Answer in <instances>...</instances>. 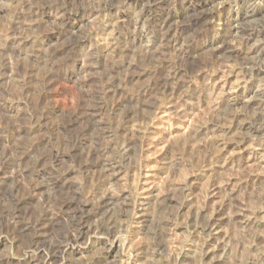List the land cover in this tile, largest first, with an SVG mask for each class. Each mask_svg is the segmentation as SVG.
Returning a JSON list of instances; mask_svg holds the SVG:
<instances>
[{
	"label": "clouds",
	"instance_id": "1",
	"mask_svg": "<svg viewBox=\"0 0 264 264\" xmlns=\"http://www.w3.org/2000/svg\"><path fill=\"white\" fill-rule=\"evenodd\" d=\"M0 264H264V0H0Z\"/></svg>",
	"mask_w": 264,
	"mask_h": 264
},
{
	"label": "rangeland",
	"instance_id": "2",
	"mask_svg": "<svg viewBox=\"0 0 264 264\" xmlns=\"http://www.w3.org/2000/svg\"><path fill=\"white\" fill-rule=\"evenodd\" d=\"M165 2H166V0H165ZM197 3L198 4H203L204 3V0H197ZM81 66L83 67L84 65H83V61H81ZM221 75H223V73H221ZM70 88H71V86L70 85H68V84H64L63 85V89H69L70 90ZM63 89L61 88V86L60 85H57V87H56V89H54V92H61V91H63ZM229 90H230V88H229ZM75 102V100H74V98H72V97H70L69 95H68V92L67 91H64V93L62 94V95H55L54 97H53V104H60V105H63V104H65V103H74ZM163 115H166V114H162V116ZM195 115V114H194ZM193 121H192V118H190L189 119V121H188V123L189 124H191ZM237 153L236 152H234V151H229L228 152V154H227V156H225L224 157V161H227V159L229 158V157H232V156H234V155H236ZM223 163L224 162H221V167H223ZM153 167V169H154V166H152ZM230 167V166H229ZM211 176V173H209V177ZM205 188H206V185H205V182H201V184H200V194H203V191L205 190ZM149 191H150V189H148ZM215 204V201H213V205Z\"/></svg>",
	"mask_w": 264,
	"mask_h": 264
}]
</instances>
